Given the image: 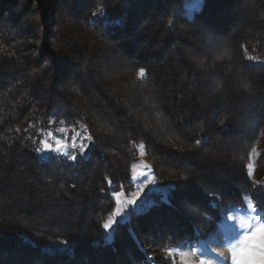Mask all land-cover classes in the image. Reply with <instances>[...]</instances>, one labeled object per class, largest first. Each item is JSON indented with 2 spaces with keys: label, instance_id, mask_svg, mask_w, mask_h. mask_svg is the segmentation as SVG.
Masks as SVG:
<instances>
[{
  "label": "trees",
  "instance_id": "16d2710c",
  "mask_svg": "<svg viewBox=\"0 0 264 264\" xmlns=\"http://www.w3.org/2000/svg\"><path fill=\"white\" fill-rule=\"evenodd\" d=\"M52 1L42 42L39 17ZM185 1L0 0V264H166L159 249L203 242L247 199L264 216L247 167L258 146L264 185V0H247L248 14L235 10L240 0L193 12ZM222 47L231 59L214 62ZM49 119L87 125L95 143L84 158H41L45 132L61 125ZM139 143L169 203L130 210L105 243L111 192L133 188ZM142 233L156 237L154 250Z\"/></svg>",
  "mask_w": 264,
  "mask_h": 264
},
{
  "label": "rangeland",
  "instance_id": "374dc122",
  "mask_svg": "<svg viewBox=\"0 0 264 264\" xmlns=\"http://www.w3.org/2000/svg\"><path fill=\"white\" fill-rule=\"evenodd\" d=\"M248 1L247 0H240V3H239L240 5L238 4L236 6L235 10H241V12L243 14H246V13L248 14V12H249L248 11L249 7L247 4ZM53 3L54 2L52 1L50 8L45 7L43 17H42V15H40V17H39V20L42 22V32L46 33L45 39L43 38L42 42H48V38H49L48 36H49V34L51 35L53 30H54V27H53L54 25L52 26V20H51L52 11L54 9ZM199 5L200 4L197 3L196 0H186L184 2V9L185 10L188 9L189 12H193V11L198 9ZM246 8H248V9L246 10ZM232 9H231V11H233ZM65 21L66 20L64 19L63 15H62L59 19V23H61V22L65 23ZM54 38H55V36H54ZM253 103H256V102L253 101L251 103V105ZM256 105H257V103H256ZM59 127L68 128L69 129V133H68L69 135L71 134V129L73 128L70 126H65L63 124L52 127L48 131L54 132L53 137H48L47 136L48 131H46L44 136H43V139H47L50 143L55 145L56 139L63 138V137H61L60 133L55 132V129L59 128ZM76 130L79 131L80 129H76ZM231 136H233L234 138L228 137L230 142H232V145L236 144L235 146L237 147V150L240 152L244 148L243 136H239L236 133L232 134ZM221 138H223V137H221ZM259 151L260 150L257 146L256 147V153L257 154H252L251 155V161H250L253 164V169H252L253 174L250 176V178L255 182L256 181L260 182V180H261L259 177V172H258V170H256V164H255V157L259 154ZM208 153L209 152H206V154H208ZM39 154H40L41 158H43V159H47L51 156L66 159L62 156L55 154V153H39ZM154 162L155 161L151 156H147L145 153L143 156H141L139 153L138 160L134 164L136 166L135 171L137 173L145 172L146 175L155 177V175L153 174V171H152V166H153ZM163 164H165V163H163ZM145 165H147L148 167H145ZM184 168L187 172H191L190 168H187L186 166ZM132 173H133V167H132V171H131V176H132ZM213 176H218V174L216 173ZM143 180H144V177H141L140 181H137V182L132 181L134 183V186L132 189L121 190V191H123L124 195H122L121 197L118 198L120 207H123L124 205L127 204V200L131 198V193L135 192L141 186V182H143ZM212 182H213V180L209 181L205 187L211 186ZM168 192H169V188L167 186H164V184L158 182L156 180V177H155V183H149V184H146L144 186V190L141 193V197L137 200V206L136 207L141 209L140 212H145L144 209L148 210L152 207V206L151 207L148 206L150 202H154L153 205H155L156 201H157L156 198L157 197H164L165 195L168 194ZM114 201H115V208H116L117 207V201L116 200H114ZM249 203L253 204L250 199H247V201H246L247 205H246L245 209L233 207V208L226 210V212L223 214L224 224L223 225L220 224V225L224 226V228L221 229V228H219L220 226H218L213 232H211V234H209L207 236V238L203 242L193 243L192 241L184 240L182 242L181 241L177 242L173 246L167 247V248L179 249V251L173 252V255L171 258V264H200L201 260H203L204 264H222V258H220L219 256L214 257L213 253L210 250L214 249L216 253H219L218 249L223 248L226 245L231 246V244H237L238 240H239L238 247L239 248H245L249 252L258 254L262 250H264V229L261 228V225H264V216H262L255 209V207L250 209L248 207ZM184 206L186 207V204H184ZM257 216L260 217L261 219L256 221L255 227L251 228V230L246 229V228H241L239 226V222L241 219L248 220V217H257ZM228 217H235V220L229 219ZM127 218H128V216L126 218L121 219V221L124 219H127ZM249 223H252V222L249 221ZM241 236H243V239H239ZM142 238L145 240L144 245L149 250H151V246L155 243L154 238H156V237L152 234H149V233H142ZM193 247H195L197 249L202 247L204 249L206 255L204 257H201L199 255L192 256L191 250ZM152 249H153V246H152ZM180 252L188 253V255H185L183 258H181ZM156 255L161 256V258H163V260L165 262H167L166 264H170L169 260L167 259V253L165 251H163V248L159 249L157 251ZM232 256H233V249L230 248L229 252L225 254L227 264H233ZM246 264H252V261H248V262H246Z\"/></svg>",
  "mask_w": 264,
  "mask_h": 264
},
{
  "label": "snow or ice",
  "instance_id": "6c2138e0",
  "mask_svg": "<svg viewBox=\"0 0 264 264\" xmlns=\"http://www.w3.org/2000/svg\"><path fill=\"white\" fill-rule=\"evenodd\" d=\"M197 3H199L201 6L203 3H205V0H196ZM99 12V10H98ZM98 12L96 14H98ZM248 59L250 60H258V57L255 56H249ZM138 77L144 78L146 76V69L140 68L138 73ZM59 123V124H64V121H55L53 119L48 120V124L52 125L53 123ZM79 123V122H77ZM37 126L35 124H29L28 129H24V131H28L31 128H36ZM16 131H20V129H16ZM37 131L43 134V130L37 128ZM55 132L60 133L61 137L63 138H58L55 140V145L50 143L47 139H43L40 141L42 147H38L35 149L37 153H55L59 156H62L66 158L69 161H77L78 157L84 158L86 153L89 151V148L92 144L95 143L94 137L91 134L88 133V127L85 124H80V130L77 131L75 127L71 129V134L69 135V129L65 127H59L55 129ZM54 132L53 131H48L47 136L48 137H53ZM197 144H200L201 141L197 140ZM145 143H139L137 145V148L139 149L140 155L143 156L145 153ZM252 154H257L256 153V148H252ZM135 165H133V173L131 176V180L133 182L140 181L141 177H144L143 182H141V186L133 193H131V198L127 200V204L124 205L123 207L119 206V201L118 198L124 195L123 191H112L111 192V197L117 201V207L108 215V218L103 220L101 223L102 229L105 230L107 233L105 236V243H111L113 239V233L115 230V225L120 223L121 219L126 218L129 215V211L132 209H135L137 212H140L141 209H139L137 206V200L141 197V193L144 190V186L149 183H155V177L146 175L145 172H139L137 173L135 171ZM145 167H148L145 165ZM248 167V175L251 176L252 169H253V164L250 162L247 165ZM107 183L109 185L112 184V181L108 179L107 177L105 178ZM258 186H261L259 190H264V185H260L259 181H256ZM103 191V189L101 190ZM162 200L164 203H169L167 196L162 197ZM154 202L149 203V207L153 206ZM248 207L250 209L254 208V205L249 203ZM147 209H144L146 211ZM229 219L235 220V217H228ZM261 219L260 217H248V220L241 219L239 222V226L241 228H246L249 229L254 228L256 221ZM251 221L252 223H249ZM261 228L264 229V225H261ZM259 230V229H258ZM60 244L64 245V247L59 248L60 251H68V241H62ZM231 248L233 249V256H232V261L233 264H246L248 261H253L257 255L260 257L264 258V250H262L260 253H252L249 252L245 248H239L237 244H231ZM167 253V259L169 260L171 264V258L173 255L174 251H179V249H173V248H165L163 249ZM214 257L219 256L222 258V264H227V260L225 258V255H221L220 253H216L214 249L210 250ZM185 255H188V253L180 252L181 258H183ZM191 255L196 256L199 255L201 257H204L206 255L204 249L201 247L199 249L193 247L191 250ZM200 264H204L203 260L200 261Z\"/></svg>",
  "mask_w": 264,
  "mask_h": 264
},
{
  "label": "clouds",
  "instance_id": "9594fccd",
  "mask_svg": "<svg viewBox=\"0 0 264 264\" xmlns=\"http://www.w3.org/2000/svg\"><path fill=\"white\" fill-rule=\"evenodd\" d=\"M231 59V50L227 47H222L219 50H217L214 53L213 60L214 62H223L224 60ZM214 84H215V89L214 90H219L223 87V80L220 78H214ZM241 88L244 91H251V84L250 83H241ZM251 230V227L249 228ZM239 239H243V236H241ZM239 244V240L237 241V246ZM231 246H224L223 248L218 249V252L221 255H225L226 253L229 252ZM252 264H264V258L260 257L257 255V257L252 261Z\"/></svg>",
  "mask_w": 264,
  "mask_h": 264
},
{
  "label": "crops",
  "instance_id": "0c3cea01",
  "mask_svg": "<svg viewBox=\"0 0 264 264\" xmlns=\"http://www.w3.org/2000/svg\"><path fill=\"white\" fill-rule=\"evenodd\" d=\"M222 225L224 224V220H223V223H221ZM222 225H220V227L219 228H224V226H222ZM206 242V241H205Z\"/></svg>",
  "mask_w": 264,
  "mask_h": 264
}]
</instances>
